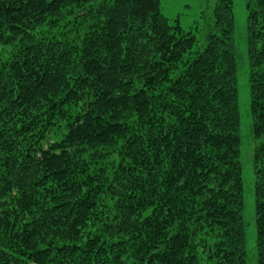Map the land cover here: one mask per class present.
Here are the masks:
<instances>
[{
    "label": "trees",
    "instance_id": "16d2710c",
    "mask_svg": "<svg viewBox=\"0 0 264 264\" xmlns=\"http://www.w3.org/2000/svg\"><path fill=\"white\" fill-rule=\"evenodd\" d=\"M232 0L204 42L159 0H0V264H246ZM264 264V0H245Z\"/></svg>",
    "mask_w": 264,
    "mask_h": 264
},
{
    "label": "rangeland",
    "instance_id": "374dc122",
    "mask_svg": "<svg viewBox=\"0 0 264 264\" xmlns=\"http://www.w3.org/2000/svg\"><path fill=\"white\" fill-rule=\"evenodd\" d=\"M160 10L168 19H177L185 31H192L198 45L204 42V35L210 22V14L216 0H159ZM234 17L233 39L237 53V92L239 109L240 164L243 182L242 218L245 238L246 264H256V233L254 174L252 152L255 140L251 133L249 111V82L246 61V10L245 0H232Z\"/></svg>",
    "mask_w": 264,
    "mask_h": 264
}]
</instances>
